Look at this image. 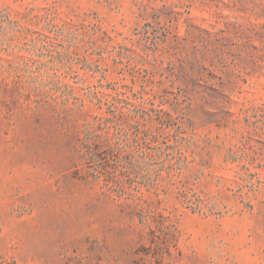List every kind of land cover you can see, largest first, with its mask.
I'll return each instance as SVG.
<instances>
[{"label":"rangeland","instance_id":"obj_1","mask_svg":"<svg viewBox=\"0 0 264 264\" xmlns=\"http://www.w3.org/2000/svg\"><path fill=\"white\" fill-rule=\"evenodd\" d=\"M0 264H264V0H0Z\"/></svg>","mask_w":264,"mask_h":264}]
</instances>
